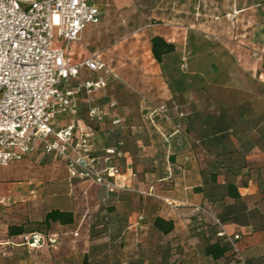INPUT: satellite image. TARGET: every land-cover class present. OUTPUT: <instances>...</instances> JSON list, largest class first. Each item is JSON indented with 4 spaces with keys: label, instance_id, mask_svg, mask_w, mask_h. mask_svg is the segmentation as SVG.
I'll return each mask as SVG.
<instances>
[{
    "label": "rangeland",
    "instance_id": "obj_1",
    "mask_svg": "<svg viewBox=\"0 0 264 264\" xmlns=\"http://www.w3.org/2000/svg\"><path fill=\"white\" fill-rule=\"evenodd\" d=\"M101 5V21L83 31L81 42L86 53H101L115 68L116 76L109 88L113 91L111 96L128 98L132 104L136 93L132 86L143 80L154 86H173L184 99H197V131L206 124L208 130L236 129L243 132L247 144L246 132L256 127L255 136L260 135V145L264 146V0H103ZM172 17L179 20L174 28L167 24ZM161 33L173 38L169 42L175 50L159 64L152 56L150 41ZM125 87L130 90L127 94ZM131 107L138 112L142 106ZM176 109L184 113L178 121L169 117L156 120L160 113L153 122L133 117L124 121L129 135L149 133L156 137L154 142L160 149L156 148L158 151L145 161L153 160L162 166L170 160L162 150L165 135L173 129L189 131L185 117L188 106L183 103ZM230 154L223 155L227 159ZM203 155L213 159L215 154ZM31 160L9 164L7 168L20 166L25 173H10L6 182L23 186L33 178L40 182L36 195L48 196L49 184L61 180L62 164L58 158L41 153ZM53 170L58 173L55 175ZM57 184L56 190L61 192L62 186ZM80 185L73 191V196H81L82 200L73 224L47 228L42 221L35 220L25 228L24 233L55 234V245H20L15 249L6 245L8 248L0 252L4 264H83L85 256L88 264H181L176 255L179 250L171 246L172 240L153 231L146 219L136 222L130 218L125 196L114 201V196H102V191L95 190L89 181ZM131 200L132 203L134 199ZM23 219L4 211L2 231L8 232L9 226L21 224Z\"/></svg>",
    "mask_w": 264,
    "mask_h": 264
},
{
    "label": "crops",
    "instance_id": "obj_2",
    "mask_svg": "<svg viewBox=\"0 0 264 264\" xmlns=\"http://www.w3.org/2000/svg\"><path fill=\"white\" fill-rule=\"evenodd\" d=\"M102 1L99 0L100 8ZM175 8L178 9L179 6ZM176 19L177 17L168 19L167 24L174 28L179 24V20L176 21ZM158 35L166 37L167 41H173V38H167L165 33ZM191 37L190 32L187 39L190 41ZM81 41L76 48L77 53L87 55L88 53L82 49ZM100 56L106 61L101 53ZM107 64L115 72V68L109 62ZM112 79L109 80L108 87L99 99L116 102L123 124L113 128L107 126L97 131V134L93 136L91 155L100 167L114 165L119 169L120 174L116 178L118 187L112 193L98 185H94L95 188H93L100 189L102 196H114L112 197L114 201L120 196H125L130 218H135L136 222L142 218L146 219L153 231L172 240L171 246H177L179 252L176 255L181 264H264V146L260 145V135L255 136L256 127L246 132L249 137L247 144L244 143L243 132L236 129L208 130L206 124L203 130L197 131L195 125L197 99L194 96H187L184 99L179 96V91L173 86L169 88L157 86V84L154 86L148 80H143L144 82L140 85L132 86L137 93L134 94L135 102L132 104L142 106L137 112L131 107V100L128 98L122 100L115 95L111 96L112 90L109 88ZM124 90L126 94L130 91L126 87ZM183 103L188 106L185 117L189 131L181 133L173 129L165 135L162 150L169 154L170 160H166L162 166L153 160L145 161L146 157L158 151L156 148L160 149L154 142L156 137L149 133L129 135L124 121L131 117L149 121L148 116L162 104L168 108L158 113L156 120L163 121L161 118L169 117L171 121H178L180 115L184 113H179L176 108ZM81 106L83 112L84 103ZM257 127H259L258 124ZM226 139L230 140L228 144L225 142ZM228 152L231 153L230 158L226 159L223 154ZM207 153L215 154L214 158L209 159L203 155ZM233 153L235 157H231ZM38 154L40 153L25 159L31 160ZM59 161L62 164V175L61 180L57 182L62 186V191L57 192V182L50 183V186L46 188L48 196L36 195V186L40 182H35L33 178L23 186L6 182L10 173H25L20 166L11 165L1 169L0 194L4 201L0 204V252L8 248L6 245H12L13 249L16 246L26 245L22 236L27 233L9 236L8 232L2 231L4 211H10L17 217H24L21 224H18L24 229L35 220L43 221L45 214L51 209L72 211L75 216L82 200L81 196H73V191L75 188H80V182L87 180L69 178L65 163L60 159ZM53 173L56 175L58 172L53 170ZM228 183H233L237 187L239 198L227 195ZM195 188H200V191H196ZM9 193H18L19 196H6ZM131 199L135 201L131 203ZM157 216L172 220L173 231L163 234L157 230L153 225ZM216 217L221 219L227 234L240 235L241 262L231 261L229 252L218 260L205 255V246L217 240L215 234L217 226L214 225ZM56 225L60 224L53 223L51 227L54 228ZM16 238H21L22 241L16 242ZM41 247H48V245ZM180 251L183 253L181 254ZM0 264H4L1 256ZM140 264L150 263L143 261Z\"/></svg>",
    "mask_w": 264,
    "mask_h": 264
},
{
    "label": "built area",
    "instance_id": "obj_3",
    "mask_svg": "<svg viewBox=\"0 0 264 264\" xmlns=\"http://www.w3.org/2000/svg\"><path fill=\"white\" fill-rule=\"evenodd\" d=\"M100 21L99 0H0V171L41 153L62 160L71 179L117 189L119 169L100 167L91 155L97 131L123 124L116 102L99 99L116 73L99 52L76 50L83 31ZM165 110L158 106L148 120ZM214 223L237 251L239 234ZM22 239L29 247L57 240L37 231Z\"/></svg>",
    "mask_w": 264,
    "mask_h": 264
},
{
    "label": "trees",
    "instance_id": "obj_4",
    "mask_svg": "<svg viewBox=\"0 0 264 264\" xmlns=\"http://www.w3.org/2000/svg\"><path fill=\"white\" fill-rule=\"evenodd\" d=\"M150 50L153 58L156 62L161 63L163 56L175 50V45L172 42L167 41L164 37L160 35H155L151 38ZM196 191H200V188H195ZM226 193L228 196L233 198H239L240 194L237 191V187L233 183H228L226 185ZM220 219V218H219ZM75 216L72 211H65L60 209H51L45 214L42 223L50 228L53 223H59L60 225H71L74 223ZM221 220V219H220ZM154 227L163 234H168L174 229V223L172 220H165L157 216L153 221ZM215 225V223H214ZM25 232L22 225H11L8 227V235L15 236L20 235ZM216 234V232H215ZM238 234V233H234ZM232 234V235H234ZM217 236V235H216ZM240 235L235 244L237 251L232 248L229 242L225 238L217 236V240L212 243H208L204 248V253L207 256H211L213 259L218 260L223 258L226 253L229 252V257L231 261L241 262L240 247H239ZM83 264H88V259L85 256L83 259Z\"/></svg>",
    "mask_w": 264,
    "mask_h": 264
}]
</instances>
